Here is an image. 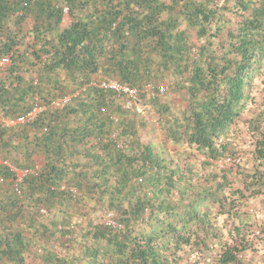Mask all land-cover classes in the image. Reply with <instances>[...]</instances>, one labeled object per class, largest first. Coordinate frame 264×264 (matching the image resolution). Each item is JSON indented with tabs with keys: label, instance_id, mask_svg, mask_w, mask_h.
I'll return each instance as SVG.
<instances>
[{
	"label": "trees",
	"instance_id": "16d2710c",
	"mask_svg": "<svg viewBox=\"0 0 264 264\" xmlns=\"http://www.w3.org/2000/svg\"><path fill=\"white\" fill-rule=\"evenodd\" d=\"M0 160V264L264 263V0H0Z\"/></svg>",
	"mask_w": 264,
	"mask_h": 264
},
{
	"label": "built area",
	"instance_id": "2783aa9c",
	"mask_svg": "<svg viewBox=\"0 0 264 264\" xmlns=\"http://www.w3.org/2000/svg\"><path fill=\"white\" fill-rule=\"evenodd\" d=\"M67 11H68V9H66V12ZM103 86L105 88H109L111 90H114L118 94H122V95L126 96L128 99V104H127L128 108L135 107L139 113L143 112L144 108L141 107V105L138 103V92L136 89L130 88L127 85H122V84L118 83L117 81H112V82L103 84ZM165 91H166L165 86L159 87V93H164ZM0 163H1V160H0ZM26 174H27V171L18 172V179L21 180L24 177V175H26ZM104 217H105V222H107V224L112 225V226L119 228V229L121 228V225L115 219V215L112 212L104 211Z\"/></svg>",
	"mask_w": 264,
	"mask_h": 264
},
{
	"label": "rangeland",
	"instance_id": "374dc122",
	"mask_svg": "<svg viewBox=\"0 0 264 264\" xmlns=\"http://www.w3.org/2000/svg\"><path fill=\"white\" fill-rule=\"evenodd\" d=\"M263 206H264V205H263ZM251 207H252V208L257 207L258 209L261 210V213L264 212L263 208H262L261 205H260V201H257V202L255 201V202L251 203ZM254 256H255V259H256V261H257V264H264V263L262 262V257H260V256H262L261 254H260V255H254ZM244 257L246 258L245 260H248V259H250V258L252 257V254H251V253H247V254H245Z\"/></svg>",
	"mask_w": 264,
	"mask_h": 264
}]
</instances>
